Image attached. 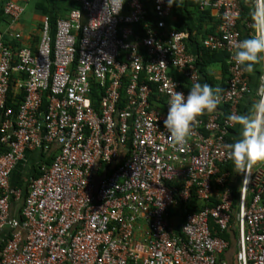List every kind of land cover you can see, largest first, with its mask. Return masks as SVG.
Wrapping results in <instances>:
<instances>
[{"label":"built area","instance_id":"obj_1","mask_svg":"<svg viewBox=\"0 0 264 264\" xmlns=\"http://www.w3.org/2000/svg\"><path fill=\"white\" fill-rule=\"evenodd\" d=\"M73 1L79 7L53 33L43 17L35 48L13 52L0 35V264H264L255 138L238 168L237 205L236 181L222 169L234 158L226 137L250 91L238 55L239 0L200 2L219 19L203 46L228 54L226 85L212 96L227 106L224 116L201 94L188 33L168 24L171 0H150L149 8L144 0ZM256 6L264 54L262 0ZM24 11L15 0L3 4L11 20ZM14 75L24 92L15 114L6 107ZM55 145L14 215L22 189L11 185L13 170L27 152ZM192 197L203 206L173 223L169 209ZM229 229L231 262L230 242L219 235Z\"/></svg>","mask_w":264,"mask_h":264},{"label":"crops","instance_id":"obj_2","mask_svg":"<svg viewBox=\"0 0 264 264\" xmlns=\"http://www.w3.org/2000/svg\"><path fill=\"white\" fill-rule=\"evenodd\" d=\"M1 1V0H0ZM19 3H26L28 0H15ZM245 2L250 9H254L251 20H242L240 23L241 29V41L242 46L238 50V55L242 59V64L247 78L250 91L247 95L243 96L238 104V117L233 129L235 132H231L241 142V146L248 150L251 141L255 138V162L260 163L263 166L264 161L259 162L261 155H264V97L262 96V84L264 76V54L259 47V33L257 28V6L256 0H241ZM6 2V1H5ZM4 2V3H5ZM35 2V1H34ZM3 3V4H4ZM263 14H264V0ZM256 6V8H255ZM212 15L215 17L213 20L202 22L201 29L199 31L193 30V33L186 38L187 51L194 55L197 62L202 65V70L198 65L200 72V89L203 98L208 103V110L218 112L221 116L224 114L223 107L225 105H215L212 101L213 94L220 92L224 89L229 74L227 70H224L223 64L219 61H209L207 57L202 55L201 41L210 30H215L219 22L217 11L210 9ZM25 12V11H24ZM23 14L16 20L9 22H0V35L3 38L13 39L17 38L23 46L35 48L39 41L40 29L37 26L42 22V15L40 10L34 7L28 15ZM174 15L168 19L170 27H174ZM38 27V28H37ZM19 34L18 37H15ZM202 56L205 60H202ZM242 119H247L243 123ZM55 148L57 145L54 146ZM41 150L29 151L26 153L25 160H22L16 166L17 171H26L28 166H25V162L31 158L37 159ZM243 157V156H242ZM264 167V166H263ZM233 178L238 184L240 183V174L238 171ZM12 182L16 181V176L13 174L11 177ZM230 262L232 256H229Z\"/></svg>","mask_w":264,"mask_h":264},{"label":"trees","instance_id":"obj_3","mask_svg":"<svg viewBox=\"0 0 264 264\" xmlns=\"http://www.w3.org/2000/svg\"><path fill=\"white\" fill-rule=\"evenodd\" d=\"M5 1L7 0L0 1V22L2 21L9 22V18H10L9 16L5 15L3 12V3ZM144 1L146 2L147 7L149 8L150 0H144ZM201 1L202 0H171L173 4L172 14L174 15V23H173L174 28L180 31H186L190 36L193 33V30L199 31L201 29L202 22L215 19V17L211 13L210 8H205V9L200 8ZM239 2H240L241 12L237 20V26L241 33V29L239 26L241 21L243 19L246 21L247 20L250 21L254 13V9L253 8L250 9V7L241 0H239ZM34 7L40 10L42 18L45 16L48 17L51 27V32L53 33L57 19L67 17L70 10L79 7V4L73 0H35ZM150 17L153 19L152 14L150 15ZM41 25L42 22L38 23L39 29L41 28ZM215 32H216L215 30H210L209 33L205 35V37L209 34H214ZM3 41L10 46L13 52H17L18 49L22 47V44L18 41L17 38L8 39L6 37L3 38ZM199 47H201L202 55L207 57L210 62L211 61L221 62L223 64L224 70H227V73L229 74L228 63H227L228 54L224 50L206 48L203 46L202 41H201V46ZM205 57L202 56V60H205ZM197 64L200 66V70H202L201 68L202 65H200L199 62H197ZM171 74L175 78L178 79L182 78L181 74L174 70L171 71ZM15 77L16 76L14 75L8 90V96L6 101V107L11 108L14 114L17 112L19 103L23 99V95H24V92L21 89L17 88L16 81L14 80ZM93 89H94V95L95 97H97L98 93L101 92V89L98 88L97 82H93ZM123 93L124 91L122 89V94ZM152 96L154 97L156 96L155 90L152 93ZM43 102L45 106L46 98H44ZM223 111L224 114L222 116L226 114L227 106L223 107ZM242 120L243 123H245L247 119H242ZM231 132H235L233 127L230 129V132L228 133L226 139L231 144L234 158L231 162L223 166L222 169L229 170L233 176L238 171L243 153L246 149L241 146V142L238 139H236V137L233 136ZM3 149L4 146L0 145V153L2 152ZM55 151H56L55 147L50 148L48 151L41 150L37 159L31 158L32 160L31 165L26 169V171L23 172L17 171L16 170L17 168L13 170L11 177L14 174L16 176V181L12 182L11 180V185L14 187L15 186L20 187L22 189L21 200L17 202H11L12 211L14 209V215H19L22 200L27 194L31 180L40 174V167L43 164L49 165L51 163ZM238 196H239V184L238 182H235L233 185V197H234L235 205H237ZM212 202H215L214 198H212ZM202 206L203 204L199 203L195 199V197H192L187 202H178L169 209L170 219L173 223L179 222L186 212L194 211ZM219 235L230 242V249L226 253V256L229 258V256H231L233 249L235 248L236 231L235 229H229L223 232H219Z\"/></svg>","mask_w":264,"mask_h":264},{"label":"rangeland","instance_id":"obj_4","mask_svg":"<svg viewBox=\"0 0 264 264\" xmlns=\"http://www.w3.org/2000/svg\"><path fill=\"white\" fill-rule=\"evenodd\" d=\"M35 0H28L25 4L22 3L25 6V12H24V16L28 15L29 12H31V10L33 9V3ZM38 26V25H37ZM38 28V27H37ZM39 29V28H38ZM264 161V155L262 154L261 157L259 158V162H263ZM32 160L29 159L25 162V166H30L31 165ZM234 250V249H233Z\"/></svg>","mask_w":264,"mask_h":264}]
</instances>
